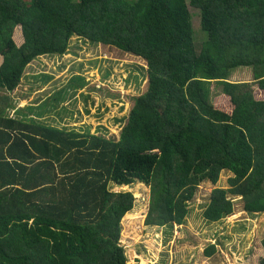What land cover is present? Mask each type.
<instances>
[{"label": "trees", "instance_id": "obj_1", "mask_svg": "<svg viewBox=\"0 0 264 264\" xmlns=\"http://www.w3.org/2000/svg\"><path fill=\"white\" fill-rule=\"evenodd\" d=\"M189 4L205 33L198 47L186 0H0V264H126L120 220L134 197L111 182L149 187L151 226L180 224L197 185L223 170L228 187L211 190L203 218L231 214L235 196L264 212V0ZM73 36L147 65L117 140L48 124L40 104L7 112L27 65L63 55ZM238 66L253 80L229 81ZM212 81L228 110L209 102Z\"/></svg>", "mask_w": 264, "mask_h": 264}, {"label": "rangeland", "instance_id": "obj_2", "mask_svg": "<svg viewBox=\"0 0 264 264\" xmlns=\"http://www.w3.org/2000/svg\"><path fill=\"white\" fill-rule=\"evenodd\" d=\"M186 2L198 47L205 37L200 27V11L189 0ZM13 39L17 45L21 42L19 27L14 29ZM228 80L252 81V68L235 67L230 70ZM73 81L84 83L75 91H67V96L59 103L54 102L52 107L54 93ZM210 83L209 102L214 105L218 102V108L228 110V100L218 95L214 81ZM146 86L147 65L143 59L114 46L73 36L63 55L39 56L27 65L19 85L9 93L13 108L7 112L9 116H16V108L40 104L41 110L48 111L42 117L48 124L117 140L133 98L142 94ZM214 95L217 97L213 100ZM230 176L229 171L223 170L214 184L209 181L198 184L186 203L188 211L182 222L164 226L145 223L149 200L146 184L136 180L118 186L111 182L109 190L129 191L134 197L131 210L120 220L119 242L127 263L259 264L264 258V212H247L243 199L235 196L231 214L218 221H207L202 215L211 190L227 188ZM213 243L215 251L206 255L205 249Z\"/></svg>", "mask_w": 264, "mask_h": 264}, {"label": "water", "instance_id": "obj_3", "mask_svg": "<svg viewBox=\"0 0 264 264\" xmlns=\"http://www.w3.org/2000/svg\"><path fill=\"white\" fill-rule=\"evenodd\" d=\"M118 186H120V184H118Z\"/></svg>", "mask_w": 264, "mask_h": 264}, {"label": "clouds", "instance_id": "obj_4", "mask_svg": "<svg viewBox=\"0 0 264 264\" xmlns=\"http://www.w3.org/2000/svg\"><path fill=\"white\" fill-rule=\"evenodd\" d=\"M126 264H128V263L126 262Z\"/></svg>", "mask_w": 264, "mask_h": 264}]
</instances>
